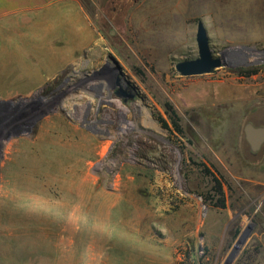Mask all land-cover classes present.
I'll return each instance as SVG.
<instances>
[{"label": "rangeland", "instance_id": "obj_1", "mask_svg": "<svg viewBox=\"0 0 264 264\" xmlns=\"http://www.w3.org/2000/svg\"><path fill=\"white\" fill-rule=\"evenodd\" d=\"M81 1L96 54L0 69V264H264V0ZM200 20L225 65L182 76Z\"/></svg>", "mask_w": 264, "mask_h": 264}, {"label": "crops", "instance_id": "obj_2", "mask_svg": "<svg viewBox=\"0 0 264 264\" xmlns=\"http://www.w3.org/2000/svg\"><path fill=\"white\" fill-rule=\"evenodd\" d=\"M96 40L81 0H0V69L23 68L36 85L96 54Z\"/></svg>", "mask_w": 264, "mask_h": 264}, {"label": "water", "instance_id": "obj_3", "mask_svg": "<svg viewBox=\"0 0 264 264\" xmlns=\"http://www.w3.org/2000/svg\"><path fill=\"white\" fill-rule=\"evenodd\" d=\"M199 56L195 59H186L178 61L175 64L176 70L182 76H193L211 73L216 68L225 65L223 56H215L210 44V38L207 28L202 20L198 22L196 33ZM112 59L113 56H111ZM117 63V60L114 59ZM121 69V68H120ZM128 84H132L127 80ZM133 96V95H130ZM245 132L247 139L251 143L254 150L260 148L264 143V127H254L251 124L246 125Z\"/></svg>", "mask_w": 264, "mask_h": 264}, {"label": "trees", "instance_id": "obj_4", "mask_svg": "<svg viewBox=\"0 0 264 264\" xmlns=\"http://www.w3.org/2000/svg\"><path fill=\"white\" fill-rule=\"evenodd\" d=\"M256 72H258V69L255 68V69H251L245 72V74L252 75V74H255ZM165 107H166V113L168 114L175 128V131H177L180 134H184V129L181 125V118L178 112L176 111L175 107L169 102L165 103ZM162 122L165 127L169 126L168 123L164 119H162ZM212 183L214 184L213 186L214 190L218 195V206L224 207L226 205V201H225V192H224L223 184L216 176H213Z\"/></svg>", "mask_w": 264, "mask_h": 264}, {"label": "bare ground", "instance_id": "obj_5", "mask_svg": "<svg viewBox=\"0 0 264 264\" xmlns=\"http://www.w3.org/2000/svg\"><path fill=\"white\" fill-rule=\"evenodd\" d=\"M240 1V0H239Z\"/></svg>", "mask_w": 264, "mask_h": 264}, {"label": "flooded vegetation", "instance_id": "obj_6", "mask_svg": "<svg viewBox=\"0 0 264 264\" xmlns=\"http://www.w3.org/2000/svg\"><path fill=\"white\" fill-rule=\"evenodd\" d=\"M129 95V94H128Z\"/></svg>", "mask_w": 264, "mask_h": 264}]
</instances>
